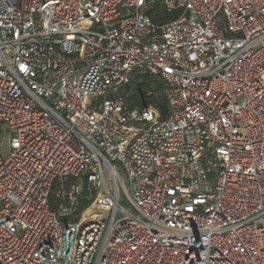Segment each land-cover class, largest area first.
Returning <instances> with one entry per match:
<instances>
[{
    "label": "built area",
    "instance_id": "built-area-1",
    "mask_svg": "<svg viewBox=\"0 0 264 264\" xmlns=\"http://www.w3.org/2000/svg\"><path fill=\"white\" fill-rule=\"evenodd\" d=\"M157 1L0 0V264H264V0Z\"/></svg>",
    "mask_w": 264,
    "mask_h": 264
},
{
    "label": "trees",
    "instance_id": "trees-1",
    "mask_svg": "<svg viewBox=\"0 0 264 264\" xmlns=\"http://www.w3.org/2000/svg\"><path fill=\"white\" fill-rule=\"evenodd\" d=\"M149 13L153 20L165 22L175 19L180 12H168L162 2L158 0ZM165 87V82L159 77L145 72H136L131 83L125 87V91L132 106L153 105L158 108L162 116H165L168 110L164 95Z\"/></svg>",
    "mask_w": 264,
    "mask_h": 264
},
{
    "label": "rangeland",
    "instance_id": "rangeland-1",
    "mask_svg": "<svg viewBox=\"0 0 264 264\" xmlns=\"http://www.w3.org/2000/svg\"><path fill=\"white\" fill-rule=\"evenodd\" d=\"M0 127L2 130V133L0 134V154L5 155L10 149V138L5 127L1 124ZM120 203L125 206L127 205L126 198L123 193H121Z\"/></svg>",
    "mask_w": 264,
    "mask_h": 264
}]
</instances>
